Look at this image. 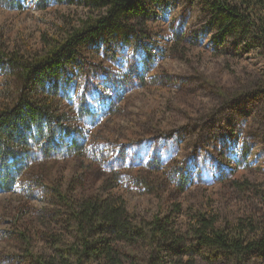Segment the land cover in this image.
Segmentation results:
<instances>
[{
  "label": "rangeland",
  "instance_id": "obj_1",
  "mask_svg": "<svg viewBox=\"0 0 264 264\" xmlns=\"http://www.w3.org/2000/svg\"><path fill=\"white\" fill-rule=\"evenodd\" d=\"M19 1L22 9L0 0V50L23 58L60 41L87 13L78 4ZM206 3L152 5L138 37L92 39L66 64L57 94L38 93L69 129L58 144L74 143L59 156L34 154L17 184L0 190V264L74 244L73 208L88 197L120 198L135 223L159 219L187 239L200 216L216 227L264 229V42L240 31L215 49ZM24 83L0 68V110L28 93ZM136 247L126 252L171 260L148 243Z\"/></svg>",
  "mask_w": 264,
  "mask_h": 264
},
{
  "label": "trees",
  "instance_id": "obj_2",
  "mask_svg": "<svg viewBox=\"0 0 264 264\" xmlns=\"http://www.w3.org/2000/svg\"><path fill=\"white\" fill-rule=\"evenodd\" d=\"M52 1L82 5L87 13L60 41L45 43L43 52L31 58L0 50V68L16 72L30 87L28 93H21L11 106L0 110L1 191L17 184L18 175L34 154L59 156L74 143L69 138L58 144L69 135V129L54 120L50 101L38 97V93L57 94V81L66 64L74 61L78 50L92 39L101 38L109 45L118 39L129 43L131 37H138L141 26L154 13L151 6L162 0ZM205 1L215 23L211 39L215 49L240 31L264 42V0H236L238 5L232 7L224 0ZM8 4L22 9L19 0H8ZM255 27L259 32H253ZM257 92L264 96V87ZM75 205L72 216L79 239L63 250L54 247L51 255H29L27 264H167L154 251L142 259L126 252L143 243L169 254L168 264H247L252 259H264V229L252 224L216 227L214 220L200 216L187 239L175 236L159 219L135 223L120 198L88 197Z\"/></svg>",
  "mask_w": 264,
  "mask_h": 264
}]
</instances>
